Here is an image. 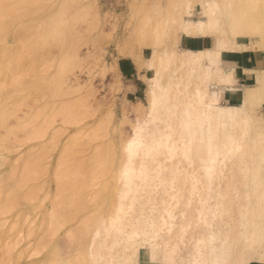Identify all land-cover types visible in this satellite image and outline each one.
Wrapping results in <instances>:
<instances>
[{"label": "rangeland", "instance_id": "1", "mask_svg": "<svg viewBox=\"0 0 264 264\" xmlns=\"http://www.w3.org/2000/svg\"><path fill=\"white\" fill-rule=\"evenodd\" d=\"M44 1L42 2L41 0H36V3L34 4L35 5L34 7L36 9L34 8L33 11V12L36 11V13H33V15L31 16L32 18L28 16V18L25 17L24 19H22L21 23L23 24L21 25L17 24V26L22 29L20 28L18 29L14 22H13L14 24L10 28L11 30H13L14 27H16V30L18 29L17 31H15L14 29L13 31L15 32L10 31V34H12L11 32H13V34L11 35L13 36L16 35V33L18 32L19 33L22 32L23 35L22 30H26L25 32L27 33V30L30 29V27H31L30 30H32V28L34 27L32 31H35L36 33L32 32L33 33L32 35H34V37H36L37 35L38 41L41 39L39 41L41 42V44L38 43V41H36L35 44L36 47L32 46L33 48H36V50L30 47L35 51V52L34 51L30 52L32 54L35 53L34 55L35 57L32 54H29L33 56V57L31 56L32 58H34L32 64L35 65L34 62L37 63L35 67L32 66V69L34 70L35 68L36 71L38 72V75L37 72L33 70H32L33 73H35L37 76L35 75L32 76L31 74L32 72H30L29 75L27 69L30 70V68L29 66L25 65L26 67H28L26 70L28 73L27 76L28 75L30 76L29 82L31 80V77H33L32 85L34 86L33 82L37 84L36 85L37 87L35 86L37 92H35L33 86H31L33 87L32 89L30 85L29 86L27 85L25 88V85L29 83L28 81H25L26 84L24 85V87H22L23 89H26L24 90V93L22 92L23 91L22 88H20L21 86L19 88L22 91L18 89V91L21 92V94L23 93L24 95H26L24 101L23 100L21 101L19 99L20 102H22L23 104L26 103L28 100L27 98H29V95H27L26 93L29 92L28 94H30V91L34 90L33 91L34 93L31 92L32 94H34V97L32 96V94H30V98L31 97L34 98L33 100L35 102H33L32 98H31L32 102L29 100L30 104L32 103L31 104L32 106L30 104L29 106H31L33 109L31 107L29 108L25 107L23 109V107L21 106V109L19 110L23 109L22 112L20 111L19 113H17L19 110H17V112L15 111L17 108H20V106H18L20 105L19 100H17L18 96L19 98L24 96L23 94L22 95L19 94V92L17 91L18 87L14 88L16 87V85L14 86V84L19 85V81L21 79L22 81L24 80L23 77H20V75H19V79L17 78L19 81H17L16 78L11 79V77H16V74L14 76L9 75L10 76V77L8 76L9 79L14 81L12 82L13 87L10 86L8 88V86L11 84L10 83L11 81L10 82L8 81L9 85L5 83L6 85L5 87H7L6 89H12V90L14 89V91L16 90L19 95H17L16 97L12 96L14 98L13 100L12 98L11 99L9 98L10 96L9 94L14 93V91L12 92L11 90V92L9 91L10 93L6 94L7 93L6 91L8 90H4L1 91V93L4 94V92H6L5 94L9 95L7 104L10 100L14 103L18 101L19 104L17 105L14 103H9L10 105L11 104L12 105L14 104L15 106L17 105L16 106L17 108L15 107V110L13 109L14 110L13 111L12 108L14 107L11 106L9 107L10 108L9 109L8 108L9 105H7L4 101L5 98H2L1 100L4 101L3 103L7 105L6 109H9L7 110L9 111V113L7 112L8 116L11 111L13 113L11 112L12 115L9 118H6V120L8 119V121L4 119L3 122L0 119L1 120L0 123L3 122L2 125L0 124L1 125L0 128H2L0 129V143H1V147L4 146L2 148H5L3 150L4 152L2 151V149H0L1 150L0 159L4 158L3 160L1 159L0 161V164L2 165L0 167V172H2V174H0V177L1 175L3 176L4 174L6 175L5 177H7L5 179L7 180L11 179L9 182L11 183V181H13L12 183L14 184L13 176L11 177L9 173L11 168H12L11 170H16V168L19 165L18 163H20L21 167L23 164L25 169L26 168L25 166L27 165L26 162L28 160L29 162L30 161L32 162L33 160L34 164L38 163L37 170L33 169L36 165L33 168H31L32 166L29 164L30 167L29 169H31L29 171L33 172L34 170V172L32 173L33 176H31L30 178L33 177H34L33 179L37 178L35 179L36 181L32 179L34 183L31 182L32 181L31 179L27 178L28 176H30L28 174H30L31 172L29 173V171H27L26 169L28 173L26 174L28 176H26L23 172L24 171L23 167H22L23 170L22 172L23 175H25V179L22 174H21L22 175L21 178H23V181L25 180V182H26V178H27V182L28 180L29 181L31 180L29 183L23 182L22 184L24 183L26 185L29 184V186L37 184L36 186L37 189H33V190L34 191L37 190V192L38 191L39 192L38 193L36 192V194L33 193V195L38 194L37 196L38 198H40L41 201L37 197L35 198L34 196L30 197L29 201L30 199L31 201L35 199L38 203H40V205L39 204L36 205H39L40 208L42 207V209H40L39 211V207H38V209L33 210L34 208L32 207L33 206L35 207L34 204L35 202L33 203L32 201L30 204V202L25 201L28 195L26 196L24 194L27 193L25 191H28L26 190L28 188H26L25 190L24 188H22L24 190L23 191L21 189V186H18V188L20 187L19 190L21 189L23 192L22 193L20 191L22 196L23 195L26 196L24 197L25 199L23 200V202L25 203L28 202L26 203V205L29 204L31 206L32 204H34L32 207L29 206L30 211L32 209L34 212H30L29 210L25 211L29 208L27 206H26L27 209L23 210L22 202H21L22 204L20 203L22 207H19L22 210L19 209L17 206H20L19 202L21 199L19 200L18 198L19 201H17L18 204L15 207L18 212L17 216L19 217L16 218L15 217L16 215L15 216L13 215L14 217L13 216L12 217L14 219H12L11 217H9V215L16 212L15 211L16 209L15 208L13 209L11 207L9 208L8 205L6 208L5 207L6 203L4 202L5 204H3L2 202L4 201L3 196H5L4 197L5 199L9 197V199H7V204L8 201L11 204L12 200L10 199V197L14 198V196L12 197L10 195L13 192H11L10 189L7 190L4 189L8 193V195L6 194V192H4V195H1L3 193L2 190L4 188V185L2 184L3 186L2 188H0V190L2 189L0 191L1 192L0 196L2 197H0V199L1 200L3 199V201L0 200L1 201L0 203H2V205H0V209L2 210L3 208L5 209L9 208L10 212L12 211V209L14 210V212L12 211L10 213L8 211L10 214L6 212V215L4 214L6 216V219L5 218L4 219L8 222L10 221V223L8 222L7 224L3 223L5 221L3 219L1 223L3 227L4 225L6 226L3 228L2 225H0V227H2V229L0 228L1 229L0 234L1 231H3L2 234H4L5 229L7 230V234L6 235L4 234L3 237L0 238V241H2L3 238L4 239L6 238V241L4 240V242L6 243H4L3 241L2 243H0V264H47V263L56 264L64 258H67L69 256L73 257L75 255V249L77 248L76 246L79 239L81 238V240H87L86 238H89L90 236V233L88 232L87 233L89 234V236L88 234L83 233V231L81 233L80 232L81 230L77 231V229H80V227H77L79 226L78 224L82 223L80 222L82 219L81 216H83L84 214L86 215L87 211L89 213V211L91 212L99 207V209L104 210V214H103L104 219H107L109 217L112 210L111 206L114 204V201L116 202V194H117L116 189L121 185V180L120 179L118 180L116 178L113 179L112 175L107 173V170L105 173L104 172L99 173V170H97L98 173H96L97 168H95V164L96 165L100 164L101 162L100 159L103 157V159L105 158L108 159V161L106 160L107 163H105L106 161L103 162L105 164L110 165L111 167L114 166L116 171H119V169L122 167L124 161L122 146L128 139L131 138V136H133L134 126L144 125L145 119L147 117V112L149 110L150 98H149L148 90H149V85L152 83V80L149 77L150 74L153 73V70L149 68L150 59L154 57L156 61L159 56L158 53H161L159 51H161L165 43L172 44L174 42V38L177 36L178 33L177 31L179 28L180 19L182 16L184 17L186 16V6L188 1L189 2L192 1V4L194 3L193 16L195 19L201 17V13H202L201 6L199 4H196L197 0H48L47 3ZM203 1H208L209 3L212 1H216L217 3H219L221 9L219 10L220 12L217 11V17L220 19L222 26L223 27L227 26L228 28L229 27L231 28L233 26L238 32L239 36L243 37L249 34V27L247 25L250 24L252 21L254 22L255 25H258L260 28H262V32L261 30L257 32L251 31L250 36L255 34L256 36H252V37L256 38L258 36L261 37L262 35H264V0H203ZM43 6L45 9L43 8ZM69 6L70 7L72 6L71 7L72 9ZM63 8L65 11L62 10ZM29 18H31L32 21H30L31 19L28 21ZM45 18L46 21L44 25L47 26L49 24L50 26L49 25L48 26L52 27L53 29L56 28V31L59 28L63 27L59 31L60 34L56 35L57 32L54 34L53 33L54 30L47 26V30L48 29L52 30V31L50 30L51 36L53 33V35H56V38L55 36L51 37L49 34L46 36V40L45 39L43 40V38L45 37L44 35L42 37V33L44 30L43 27L44 25L42 24V22L44 23L43 19L45 20ZM47 18H49L48 21ZM8 20H10V18ZM9 23L11 25V21ZM32 24L34 25L37 24V25L34 26ZM61 24H63L64 26L62 25L61 27ZM30 30L28 32H30ZM38 31L39 32L41 31L42 33H38ZM50 31L48 33H50ZM10 34L7 38L8 40L0 43V46H3L0 49L4 50L8 46L10 48V46H12L14 43H17L18 46V41L21 40L20 38H19L20 40L18 39L19 37L18 34H17L18 37L15 36L17 37V39L15 38L16 42L13 39L14 37H11ZM38 34L41 37L38 36ZM25 36L22 39L23 41L25 39ZM48 36L49 38H47ZM26 38L27 39L25 41L29 40V35L26 36ZM21 42L22 41H20V44L22 45L23 43ZM26 44L29 45V43ZM28 45L26 46L28 47ZM256 46H260V44ZM20 47H15V48L12 47V48L15 50L16 48L19 49ZM27 47L26 49H28ZM9 48L5 49L7 52V53L5 52L6 55L9 53V51H11V53L21 51L19 52L20 55L18 53L19 57L21 56V53L23 51H27L29 53L30 50L29 49L22 51L24 47L23 48L21 47V49H19L18 51H14L13 49L9 50ZM44 48H46L48 52L46 51V49L44 50ZM3 53L4 51L2 52V54ZM28 53L25 54V52H23V54H25L27 57H24V55H22L23 59L22 60L20 59L21 63L27 60V59L25 60L24 58L29 57ZM45 53L47 56L48 54L51 55L47 57ZM6 55L0 58H3V60L8 61L10 58L7 59L8 57H6ZM42 55H44V57L46 56L47 58L45 57L44 58L45 60H43ZM35 59L37 61H35ZM40 59L42 60V62ZM46 59L48 62L46 61ZM3 60L0 59V61L2 62ZM29 60L26 62L28 63ZM7 61H4L3 63ZM43 61L45 63L47 62L48 64L45 65ZM25 63L19 64L21 65L20 66L21 69L20 67L18 68L20 69V71L25 70L26 67L22 69L23 67L22 65H24ZM157 63L158 62L156 61L155 66L156 65L157 66L155 68L158 67ZM62 64L64 67L62 66ZM43 65L48 66L44 68L45 70H48L46 71V73H44L45 72L44 69L42 70V68L44 67ZM25 71H22L21 75L22 76L25 75L24 77L26 78ZM40 71H42L43 73H41ZM2 77L5 79L7 75L5 77L2 75ZM2 77L0 79H2ZM8 77L6 78L7 80ZM5 80L3 81L6 82ZM3 84L4 83L2 82V87L4 86ZM23 84L24 83L21 82V85ZM38 87L40 88V90L41 88L44 89L40 91L38 90ZM35 93L38 94L40 93L41 97L38 94L35 95ZM43 93H45L46 96L45 94L43 96ZM15 98H17L16 101ZM1 100L0 102H2ZM0 104L2 106V103ZM5 104H3V106ZM26 104H28V102ZM44 106L45 108L46 107L47 108L45 109ZM42 107L44 108V111L41 110L43 109ZM3 108L4 107L0 109L1 112L0 115L3 112L1 110H4ZM31 110L32 112L34 111V114L38 118L35 120L29 119L31 122H29L28 124V121L25 120L31 118L32 117L31 114L25 116V118L27 119H23V118H24V114L27 115L29 114V112L31 113ZM39 110L41 112L40 115L39 113H37L39 112ZM261 110L259 109L258 112L260 115H261ZM4 111L6 112V110ZM15 113H17L18 115L16 116H18L19 119L21 118L23 121L22 120L19 121L18 118H15L16 116L13 118V114L15 115ZM6 116L7 114H5L3 118H5ZM17 120L19 121L18 123L16 122ZM19 123L23 124L21 128H18L19 126L18 125L17 130L14 129L15 127L14 128L12 127L10 130L9 128L10 126H16ZM159 125H163V124H159ZM7 128H9V132ZM2 130L7 131V133ZM12 130L14 131L12 132ZM14 132L19 134L18 135L13 134L12 137L15 138L16 135V137L18 136L20 139H25L20 141L21 142L20 145H18L17 143L19 142L17 141L18 139L14 141L12 137L11 138L9 137L11 136L10 134ZM23 142H25V144H23ZM15 145L19 148L14 149L16 147ZM28 147L31 148V149L29 148L31 150L29 153H27L28 151L26 150L28 149ZM1 155L2 156L4 155V157H1ZM37 157L38 160L36 159ZM35 159L36 162L38 161L37 163L35 162ZM18 160L20 161L18 162ZM81 160L84 161L81 162ZM98 160H100V162H98ZM2 161L3 164L1 163ZM22 161H24L25 163L24 162L22 163ZM159 161H161V163H163V165L167 167L169 166V164H171V162L167 160L165 156H160ZM80 162L84 163L85 166L86 164L88 165V167H86L87 170L85 172L83 171L84 176H81V178H79L78 176L77 178L79 179L77 178L72 180H70L69 178L65 179L66 182L69 179L71 185L66 183V187L64 185V189H63L61 187L62 180L60 181L61 174L64 176L65 174H67L68 171L69 174H73L76 171H78L77 170L78 166L80 169H82L81 167L82 165L80 164ZM182 163L184 164H179V166L182 169H185L187 173H189L190 170H192L195 172V174L198 177L200 176L199 178L200 180L198 179L199 182H197L198 185L197 187H199L200 189L199 184L202 181V177H201V171L199 169L200 167H198L199 164H193V166H187L185 162ZM13 165L17 167L14 169ZM194 165L196 167H194ZM69 167L71 168L70 170ZM192 167L194 170L190 169ZM18 168L17 170H19ZM195 168L198 169L199 172L196 173ZM235 170H232V173L235 172ZM81 171L82 170H80V172ZM14 172L15 171H13V173ZM165 173L167 174L168 171L166 170ZM199 173L200 175H198ZM229 175L230 174L227 170V167L224 168V177L221 178L222 180L218 179L217 180L218 182L216 181L215 183H213V185L210 188L213 190H208L212 198L210 200L208 199L206 203L207 205L210 206L211 209H213L215 204L218 203V200L214 199L216 195L215 193H217L218 190L224 191L223 189H225L224 187H226L225 185L228 181V177L231 176ZM8 176H10L11 178ZM19 176L17 179H21ZM2 178L4 179V176L1 177L0 179ZM16 185H18V183L17 184L15 183V186ZM217 185L220 189L216 188ZM8 186H9L8 188H10V185ZM12 187H14V185ZM26 187H28V185ZM151 187H152L151 188L152 191L150 192V194L154 199L147 201L145 208L147 211L146 214L149 216V220H153V221H160V216L165 215L163 213V208L170 204L173 205L174 203V201H171L170 195L180 188L181 200L180 203L177 205V207H175L173 210L175 214L174 229L177 228L179 224L180 225L188 224V226L186 227V232L184 234V237L182 238V241H180L179 238L174 240V239H170V235L172 234L168 232H162L161 233L162 237H160L158 241L163 242V244H165L166 242L168 243H172L174 241L178 242L179 256L184 258L189 257L193 251V246L195 244L196 239L207 234V229L201 226V220L198 215V208L200 206L198 197L199 198L202 197L205 191L201 188L200 190H197L195 194L191 195L189 193V185L187 183L172 188L166 186L164 189H162L158 186L157 180L151 184ZM30 190L31 187L29 189V192H31ZM246 191L247 189H245L243 186H240L238 189L240 196H242L241 194H243ZM141 194L144 197L148 196L146 195L145 191H142ZM230 194L231 196H235L234 195L235 191L230 192ZM12 195L16 196L17 194L13 193ZM30 196L32 195L30 194ZM44 197L45 199H43ZM107 197H109V199H107ZM15 199L17 200V197ZM80 201L85 204L84 209L81 208L83 206V203H81ZM110 201H112L113 204ZM107 202H108V207L106 208L105 206H107ZM188 202H189V206H187ZM76 203L81 207H78ZM240 203L241 204L243 203L241 198L239 199L234 198V200L227 203V206L230 208V213L224 214L221 220L220 217L217 218L216 222L222 221V225L225 226L224 229L230 228V226L231 227L234 226V228H236L241 220V216L239 214ZM109 204L110 205L112 204L110 206L111 210H108V208H110ZM75 205L78 208H81V211L77 209ZM227 206L225 207L228 208ZM137 207H139L138 204H136V208ZM18 209L22 211L20 215ZM44 209H46L45 211H47L46 214L48 213L46 216L47 218L45 219L42 217V215L45 217V214H43L45 213L43 212ZM76 209L79 211H76ZM105 209H107L106 212ZM108 211L110 212L108 213ZM17 212L14 214H17ZM27 212L28 214L31 213V215L30 214L28 215ZM41 212L43 213L41 214ZM4 215L3 217H5ZM23 215L24 216L26 215V218L23 217ZM48 215L49 217L51 216L50 217L51 219H49ZM67 215L70 217L72 216L71 217L72 219L70 220L69 217L68 218L69 220L67 219L68 221L66 222L65 218L67 217ZM8 217L11 220L7 219ZM23 218L26 220H24ZM60 218H62L63 222L60 220ZM16 219L19 221L23 220L22 222L25 221V224L24 223L22 224V222H19ZM12 220L17 221V222L14 221L15 223H18L15 224L16 227L21 223V225H19L20 227H17L18 231L15 230V232L17 233H14L15 228L13 229V232L12 230L9 231L7 229V226H9L11 223L13 224ZM44 220H46V222ZM30 221L31 223L32 222L33 223L31 224ZM40 222H43L45 224L40 225L39 224ZM49 223H51V225ZM59 223H61L62 226H60ZM35 224L37 227H34ZM95 224L94 226L100 225V223L96 225ZM11 226L9 227V229H11ZM29 227L30 228L34 227L35 229L29 231L30 230ZM49 227H51L50 228L51 230L49 229L48 231L47 229ZM82 228L85 229L83 224L81 226V229ZM70 229L73 230V232L68 231ZM100 230L103 231L104 227H100ZM11 232L14 234H12ZM30 232L32 234L29 235ZM70 232L74 234L72 235ZM86 235L88 237H86ZM7 237L9 238V241L12 238L14 240V237L17 238L14 241L12 240L13 242L11 241L12 243H14L17 240L16 243H14L15 245L14 244H12L13 246L9 245L8 243L9 241L7 240L8 239ZM102 239H103V234L100 240ZM38 240L40 242H37ZM87 242L88 240L86 241V244ZM3 243L5 244V246ZM138 248H139L138 253H140L150 247L149 244H147V246L146 244H144L143 247L140 246ZM156 257H159V254H157ZM3 258L4 260H2ZM136 262H138V258ZM158 264H162V263L160 262ZM248 264H264V263H261L260 261H258V259H253L249 261Z\"/></svg>", "mask_w": 264, "mask_h": 264}, {"label": "bare ground", "instance_id": "2", "mask_svg": "<svg viewBox=\"0 0 264 264\" xmlns=\"http://www.w3.org/2000/svg\"><path fill=\"white\" fill-rule=\"evenodd\" d=\"M41 1L43 2L44 0H41ZM47 1L48 0H45L44 2L47 3ZM35 3H36V0H0V43L8 40L7 38L10 34V31H13L14 29L15 31H17L20 28L17 26V24L18 25L23 24L21 23L22 19H24L25 17L28 18V16L31 17L33 13H36V11L33 12L35 8L34 7ZM196 4H199L201 6V9H202L201 17L197 19L194 18L193 16L194 15V9H193L194 3L192 4V1L191 2L188 1L187 6H186V16L185 17L182 16L180 19L179 28L177 31L178 33H177V36L174 38V42L172 44L165 43L164 47H162L161 51H159L161 53H158L159 56L156 60L158 62L157 63L158 67L155 68L157 65L155 66L156 61L154 57L150 59L149 61V68L153 70V73H151L149 77L152 80V83L149 85V90H148L149 98H150L149 99V110L147 112V117L145 119L144 125L134 126L133 136H131V138L128 139L122 146V152L124 156L122 167L119 169V171H116L114 166L111 167L110 165L105 164L107 163L108 159L107 158L103 159V157L100 159L101 162L100 160H98L100 164L98 165L95 164V168H97L96 173H98L97 170H99V173L101 172L105 173L107 170V173L111 174L113 179L116 178L118 180L119 179L121 180V185L116 189L117 190L116 202L114 201V204H113L112 203L113 200H112L110 202L113 205L111 204L112 205L111 206L109 204V207L110 206L112 207V210H111V207L108 208V210H111V214L109 215L107 219H104L103 217L104 210L99 209L98 207L91 212L89 211V213L87 211L86 215L84 214L85 216L84 215L81 216L82 219L81 221L80 220L79 221L82 223H79L78 224L79 226H77V227H80V229H77V228L76 229L77 231L81 230L80 231L81 233L82 231L83 233H86V234L90 233V236L88 234L89 238H86L88 240L87 244H86L87 240H81L80 238L79 239L80 242L78 241L77 246H76L77 248L75 249V255L73 257L69 256L67 258H64L56 264H101V263L102 264H158L160 262L162 264H248L249 261L253 259H258V261H260L261 263H264V106L262 105L264 103V69H262L261 72L255 71L253 73V77L255 81L251 85L246 86L245 88H240L236 86L235 68L233 66L232 67L228 66L229 67L228 69H224L222 65L224 59L227 56L235 57L239 50H244V49L248 50L249 47L252 48L253 46L255 47L256 45H259V44L262 45L264 48L263 35L261 37L259 36L256 37L255 41H253L252 36H256V35L254 34L250 36L251 31L257 32L261 30L262 32V28H260L258 25H255L254 22L252 21L250 24L247 25L249 27V34L243 37L239 36L238 32L233 26L231 28L230 27L228 28L227 26L226 27L222 26L220 19L217 17V11L221 9V6L219 3H217L216 1H212L209 3L208 1L197 0ZM196 4H195V7H196ZM62 10L65 11L64 8ZM9 18L10 20H8ZM31 18H29L28 21ZM11 19H13L14 21ZM48 19L49 18H47V21ZM10 21H11V25L9 23ZM30 21H32V19ZM43 21L44 23L42 22V24L44 25L46 18L45 20L43 19ZM13 22L16 24L18 28L17 30H16V27H14L13 30L10 29L11 26L14 24ZM62 25L63 24H61V27ZM47 26L46 25L43 26L44 27L43 33L41 31L40 32L38 31V33H42V37L44 35L45 38H43V40L44 39L46 40L47 35L50 34L51 36L52 30L48 29L49 31L51 30L50 33H48L49 31L47 30ZM49 28H52V27H49ZM62 28H59V29L57 28L58 29L57 31H56V28L55 29L52 28L54 30L53 33L55 34L57 32L56 35L60 34L59 31ZM30 29L27 30V33L25 32L26 30H22L23 35H22V32L20 33L18 32L16 33V35L11 36L13 32L15 31L11 32L12 34H10L11 37H14L13 39L15 40V42H16L17 37L19 36L18 39L20 38L21 40L20 39L19 40L22 41L21 43L23 44H24V41L28 38V37L26 38V36L29 35V40H27L29 42L25 41V44L21 45L20 41H18V46H17V43H14L15 46L13 44L12 46H10V48L9 46L8 47L6 46V47L9 48V50H11L13 49L12 47L14 48L20 47L21 45L22 48L24 47L22 51L29 50V49L32 50V51L29 50V53L27 51H23L25 52V54L27 53L28 55L32 54L30 52H33L34 50H36V48H33V47L35 46L36 41H38V39H37L36 34H35L36 37L32 35L33 34L32 32H35V31H32ZM29 30L30 32H28ZM53 33H52V36H55L56 38V35H53ZM24 36H25V39L23 41L22 39L24 38ZM38 36L40 35L38 34ZM47 38H49V36ZM182 39H184L183 44H187L188 42L190 44H193L195 40L204 39L205 47L202 49L192 50L188 47H185L184 45H181ZM39 41L38 43L41 44V42ZM209 42L211 43V47L208 46ZM26 43H29L30 46ZM26 45H28V47ZM1 47L3 46H0V48ZM21 47L19 49H21ZM26 47L28 49H26ZM30 47H32L34 50ZM5 49L4 50L0 49V53L2 54V52L4 51L3 54L6 55L7 52ZM16 49L15 50L13 49V50L14 51L19 50L18 48ZM45 49L46 48H44V50ZM19 52L21 51L12 52V53L11 51H9V53L11 54L8 53L6 55V57H8L7 59L10 58L8 60L9 64L7 60H3V58H0L1 60H3V62L7 61L5 63L8 64L6 65L2 61H0L2 63V64L0 63V78L2 77V75L4 77L7 75L8 77L9 75L14 76L16 74V77H11V79L12 78L19 79V75H20V77H23L24 81H22L21 78H20L21 79L20 81L17 79V81H19V85L14 84V86L16 85V87L14 88L18 87L17 91L18 89L20 91L23 90L22 92L24 93V90L26 89H23L22 87H24V85L26 84L25 81L29 82L30 72H32L31 73L32 76L38 75V72L34 68L37 63L34 62L35 65L32 64L34 61L33 60L34 58L32 57L35 55V53L32 54L33 56L29 55L28 58L29 59L31 58L30 59L31 61L28 58H24L25 60L27 59L26 61L29 60V62L27 63L26 61H23L21 63L20 61L23 59L22 55H24V57H27V56L23 54L22 52L21 56L19 57L20 55ZM1 54H0V57L2 56L4 57V55L2 54L1 56ZM50 55L51 54H48V56ZM42 56H43V60H45L44 58L47 55L45 57L44 55ZM36 59L35 61H37ZM47 62L46 63L44 62V64L45 65L48 64ZM23 63L25 64L22 65L23 66L22 69H24V67L26 66H29L31 70L30 71L29 69H27L28 67L25 68V70L26 69L28 70V73H29L28 76H27L28 74L27 70L20 71L21 65L19 64H23ZM45 65H43L44 67L42 68V70L45 67H48ZM32 66H34L33 67L34 70L32 69ZM19 67L20 69H18ZM32 70L37 72V75L33 73ZM22 71L26 72V73L23 72L26 74V78L24 77L25 75L24 76L21 75ZM44 71H45L44 73H46V71L48 70L44 69ZM40 72L43 73L42 71ZM7 77H5V79ZM9 77H8V80L7 79L5 80L3 77L2 79H0V100L2 98H5L4 101L6 104L9 98L10 99L12 98L14 100L12 96L16 97L19 94L20 95L23 94V93L21 94V92L19 91H18L19 92L18 94V92L16 90L15 92L14 89L13 90L6 89L7 87H5L6 86L5 83L9 85L8 81L9 82L11 81L10 82L11 84L9 86L7 85L8 88L10 86L13 87L12 82L14 81L9 79ZM32 78L33 77H31V80H30L31 84L30 82L27 83L25 85V88L27 85L28 86L30 85V87L33 86ZM3 80H5L6 82H4ZM2 82L4 83L3 87L5 88L2 87ZM21 82H23L24 84L21 85ZM33 83H34V86H33L34 88L31 87V89L32 88L35 89V86L37 85L35 84V82ZM19 87L22 88V90ZM43 89L41 88V90ZM4 90H8V91H6L7 93L4 92V94H2L1 91H4ZM11 90L12 92L14 91L15 94L14 93L11 94L10 93ZM38 90H40L39 87H38ZM33 91L34 90H31L30 94L34 93ZM25 92H28V91H25ZM35 92H37L36 89H35ZM5 93L6 94L10 93L9 95L11 97L9 95H6ZM28 93H26L27 95H29V98H27L28 96L26 97L28 99V100L26 99L28 104H26L27 103L26 100H25L26 103H24L25 106L22 102H20V100L24 101V98L26 96L23 94L24 97H21L23 99L19 98V96H18V99L15 98V101L16 99L17 100L20 99L19 100L20 105H18L19 104L18 101L14 103L10 100L7 104L9 105L8 108L12 106L14 107L12 108V110L13 109L15 110V107L18 105L20 106V108L16 107L17 109L15 111L17 112V110L21 109V106L23 107V109L25 107H28V108L31 107L32 103L30 104L29 100L31 101L32 97L30 98V94ZM36 94L38 93H35V95ZM44 94L45 93H43V96ZM38 95L40 96V93ZM32 96L34 97V94H32ZM232 97L239 99L240 103L239 104H227V103L223 104L222 103V101L224 102L229 101ZM33 99L34 98H32V100ZM1 101L2 102L0 103H2V106L0 104V109L4 107L3 109L6 110V112L4 110H1L3 111L2 114L4 115L7 114L8 116L9 111L7 110H9L10 108L6 109L7 105L3 103L4 102L3 100ZM33 102L35 101L33 100ZM9 103H14L17 105L16 106L14 104L10 105ZM3 104H5L6 106L5 105L3 106ZM29 104L31 106H29ZM44 108L41 110L44 111ZM259 109L260 110L262 109L261 115L258 113ZM22 110H19L17 113H19L20 111L22 112ZM11 112L9 116L8 117L6 116L5 118H3L4 115L1 114L0 117L2 118L0 119L2 121L4 119L6 120V118H9L12 115ZM17 113H15V115L13 114V118L16 115H18ZM37 113H39L40 115L41 113L40 110ZM30 114L32 116L31 118H28V119L25 118V116H28ZM15 118H18V116H16ZM37 118L38 117H36V115L34 114V111L32 112L31 110V113L29 112V114L27 115L24 114L23 119H27L25 121H28V124H29V122H31L29 119L35 120ZM18 120L21 121L22 119L18 118ZM18 120L16 121L17 123L19 122ZM6 121H8V119ZM3 122H1L0 124L2 125ZM159 124H163V125H159ZM22 125H23L22 123L21 124L19 123L16 126H10V127L7 126V127H9L10 130L12 127L13 128L15 127L14 129L17 130V126L18 128H21ZM9 128H7L8 132H9ZM2 131L7 133V131L5 130H2ZM13 131L14 130H12V132ZM13 134L18 135L19 133L17 134L16 132H14L10 134L11 136L9 137L11 138ZM16 135H15V138L14 137L12 138L14 139V141L18 139L17 141L19 142L17 141L16 142L18 143V145H20L21 143L20 141L25 140V139H20L18 136L17 138ZM23 144H25V142H23ZM2 147L0 143V149H2L3 151L5 148H2ZM16 148H19V147L16 146L14 149ZM29 148L30 147L26 149L28 151L27 153L31 151L30 150L31 148L30 149ZM160 156H165V158L169 160L171 164H169L168 167L163 165V163L159 161ZM1 157H4V155L3 156L1 155ZM36 159L38 160V157ZM36 159H35V162H36ZM19 161L20 160H18V162ZM24 161H27V160H24ZM24 161H22V163ZM83 161L84 160H81V162ZM103 161L104 162L106 161V162L104 163ZM27 162H29V160ZM27 162H26L27 165L25 166L26 167L25 169H24L23 164L21 163L24 171L22 170L20 163H18L20 166L18 164L17 165L18 167H21V168H18L16 166L19 170L21 169L20 171L17 170L15 165H13L14 166L13 168L14 169L16 168L17 171L11 170L12 168L10 169L9 173L11 177L13 176L14 184L12 183L13 181H11V183L9 182L11 179L9 178H8L9 180L5 179L7 177H5L6 175L3 174L4 179L3 178L0 179V188H2V186L4 185L3 190L1 189L3 192L1 195H4V192H6L4 189L6 190L10 189L11 192L17 195L15 196V195H12L13 193H11L10 196L12 197L14 196V198L10 197V199L12 200L11 204L9 201L7 204V199H9L8 196H7L8 198L6 197L7 199L4 198L5 196H3L4 201L3 199L2 200L0 199V200L3 201L2 202L3 204L6 203L5 204L6 208L8 205L9 208L11 207L13 209L14 208L16 209L15 206L18 204L17 201L21 199L19 202L20 206H17L18 208L23 206V210H24V209H27V207L29 206L32 207L35 204L36 208L33 206L32 207L34 208L33 210H36L39 207V211H40L42 207L40 208L39 206L40 203H38L35 199L32 200L33 203L35 202L34 204H32V206L29 204L26 205V203L28 202H30L31 204L32 202L31 199L29 201L30 197L34 196L35 198L36 197L38 198L37 196L38 194L33 195V193L36 194L37 192V190L36 191L33 190V189H37L36 187L37 184L36 185L34 184L35 188H34V185L29 186V184H27L28 187H26L27 185L25 184V183H29L34 178V177L33 178H30V177L33 176L32 173L34 172V170L35 169L37 170L38 161L36 162L37 164H34L33 160H32L33 163L31 161H30L31 163L30 162L27 163ZM81 162L80 164L82 165L81 166L82 169H80L79 166L78 167L76 166L78 171H76L75 173L69 174V171H68L67 174L69 175L65 174L63 176L61 174L60 181L62 180L61 187L63 189H64V185L66 187V183L71 185L70 180L75 179L78 176L79 178H81V176H84V172L87 170L86 167H88V165L86 164L85 166V164ZM182 162H185L187 166H193V164H199L198 167H200L199 169L201 171V177H202V181L200 182L199 185H200V189L202 188L205 191V193L202 195V197L200 198L198 197L199 202H200V206L198 208V215L201 220V226L207 229L206 235H203L202 237H199L198 239H196L195 244L193 246V251L190 254V256L187 258L179 256L178 242H175V241L172 243L164 242L165 244H163V242L158 241V239L162 237L161 236L162 232H168L172 234L170 235V239H174V240L179 238V240L182 241V238L184 237V234L186 232V227L188 226V224L187 225L179 224L177 227L178 229L177 228L174 229L175 214L173 210L175 207H177V205L180 203V200H181L180 188L170 195V199L171 201H174V203L173 205L170 204L163 208V213L165 215L160 216V221L149 220V216L146 214L147 211L145 208L146 202L151 199H154L151 196L150 192L152 191L151 184L155 182L156 180L158 182V186L162 189H164L166 186H168L169 188H172V187H177V186L187 183L189 185V193L191 195L195 194L197 190H200L199 187H197L198 186L197 182H199L198 179L200 178V176L198 177L195 174V172L192 170H190V172L188 171L189 173H187L185 169H182L179 166V164H184ZM1 163L3 164V161ZM29 164L32 166L31 168H33L36 165L33 168L34 169L33 172L29 171L31 170L29 169L30 168ZM1 166L2 165L0 164V167ZM194 167L196 166L194 165ZM226 167L231 176L230 175H229L230 177L227 176L228 181L225 185L226 187H224L225 189H223L222 187L224 191H219V190L218 192L215 191L217 193H215L216 195L214 199L218 200V203L215 204L213 209H211L210 206L207 205L206 203L208 199L210 200L212 198L208 190H213V189H210L213 183H215L218 179H221L222 177H224V168ZM26 169L27 171H29V173L30 172L31 173L28 174ZM70 169L71 168L69 167V170ZM190 169H193V167ZM80 170L82 171L80 172ZM166 170L168 171L167 174L165 173ZM232 170H235V172L232 173ZM13 171L15 172L13 173ZM22 171L24 172L25 175L26 174L30 175V176L26 175L28 176L27 178L31 179L30 181L28 180L27 182V178H26V182L25 180L23 181V178H21V176L23 175ZM17 172L18 174L21 172L19 174L20 176L17 174ZM197 172H199L198 169H196V173ZM0 174H2V172H0ZM25 175H23L24 179H25ZM198 175H200V173ZM3 176L1 175V177ZM18 176L21 179H17ZM67 178H69L70 180L68 179L69 181L67 180L66 182L65 179ZM35 179L33 180L36 181ZM33 180L31 182L34 183ZM23 182L25 183L22 184ZM15 183L16 184L18 183V185L15 186ZM12 184L14 185V187H12L13 186ZM8 185H10V188H8L9 187ZM18 186H21V189L24 188V190L28 188L26 189L28 191H25L27 193L24 194L26 196L27 195L29 196V197L27 196L25 200L28 202L26 203L23 202V200L25 199L24 197L26 196L24 195L22 196L20 191L22 192L23 189L19 190L20 187L18 188ZM240 186H243L245 189H247L246 192L241 194L242 196H240V193L238 192V189ZM30 187H31V190H30L31 192H29ZM15 188H18V189H15ZM216 188H219L218 185ZM142 191H145L146 195L148 196L146 197L142 196L141 194ZM232 191H235V194H234L235 196H231L230 192ZM29 193L32 196H30ZM6 194L8 195L7 192ZM16 197H17V200L15 199ZM234 198H237V199L241 198L243 201V203L242 204L240 203L239 205L240 206L239 214L241 216V220L239 222V225L236 228H234V226L233 227L230 226V228L224 229L225 226L222 225V221L216 222V219L220 217V220H221L224 214L230 213V208L227 206V203L234 200ZM38 199L40 200V198ZM43 199H45V197ZM107 199H109V197H107ZM21 202L25 205H23ZM2 203H0V205H2ZM20 203L22 204V206ZM36 204H39V205H36ZM136 204H138L139 207L136 208ZM84 205L85 204L83 203L82 207L79 205L78 207H81L82 209H84ZM187 206H189V202ZM225 206H227L228 208H226ZM30 207L25 211H28V210L30 211ZM78 207L76 206V208L81 211V208H78ZM105 207L106 208L108 207V202H107V206ZM4 209L5 208H3L2 210L0 209V216H1L0 225H2L1 223L2 220L4 218L6 219V216H5L6 212L7 213L10 212V209L9 210L8 209L4 210ZM13 209L12 211L14 212ZM19 209L18 211L20 215L22 212L21 211L22 209L21 210ZM77 209L76 211H79ZM33 210L31 209L30 212H34ZM45 210L46 209L43 210V212L45 213L41 212V214L42 213L45 214V217L42 215L44 219L47 218L46 216L48 214V213L46 214L47 211ZM15 211L17 212V209ZM106 211L107 209H105V212ZM109 212L110 211H108V213ZM14 213L10 214L9 217H11L12 219H14L13 217L15 215H16L15 216L16 218L19 217L17 216L18 212L17 214H14ZM22 214H25V213H22ZM29 214L31 215V213ZM3 215L5 217H3ZM9 217L7 219L11 220ZM23 217L26 218V215L25 216L23 215ZM50 217L49 219H51ZM69 217L70 216L67 215V217L65 218L66 222L69 219L70 220L72 219L71 218L72 216L70 218ZM60 220L62 221V218H60ZM5 221L3 223L7 224L8 221L6 222ZM14 221H13V224L11 223L9 226H7V229L9 231L12 230L13 232V229L15 228L14 233H17L15 232V230L18 231L17 227H20L19 225H21V223L17 225L16 227L15 224H18V223H15ZM22 221L23 220L19 222H22ZM44 221L46 222V220ZM8 223H10V221ZM23 223L25 224V221L22 222V224ZM42 223L43 222H40L39 224L40 225L45 224V223L43 224ZM95 223L96 224L100 223V225L98 226ZM49 224L51 225V223ZM59 224L60 226H62L61 223ZM80 224L81 226L83 224L85 229L84 228L81 229ZM94 224L96 226H94ZM5 226L6 225H4V227ZM10 226H11V229H9ZM2 227L0 228L2 229ZM34 227H37L36 224L34 225ZM34 227L33 228L31 227L32 229L29 227L30 228L29 231L34 230L35 229ZM100 227H104V230L101 231ZM39 228H42V227H39ZM50 228L51 227H49L47 230L49 231ZM68 231L73 232V230L71 229ZM72 232L70 233L73 235L74 233ZM2 233L3 231H1V234ZM1 234H0L1 236L0 238H2L4 234L5 235L7 234V230L5 229L4 234L2 235ZM30 234L32 233L30 232L29 235ZM102 234H103V239L100 240V238L102 237ZM88 236L86 235V237ZM15 239L17 238L14 237V240ZM4 240L6 241V238L2 239L3 242ZM7 240L9 241V238ZM12 240L13 238L8 242L9 245H12L16 243L17 241L16 240L14 243H12L14 241ZM2 241H0V243H2ZM37 242H40V241L38 240ZM144 244H146V246L147 244H149L150 248L145 249L144 251L138 253L139 252L138 247L140 246L143 247ZM12 250H13V247H12ZM157 254H159V257H156ZM137 258H138V262H136ZM2 260H4V258Z\"/></svg>", "mask_w": 264, "mask_h": 264}, {"label": "crops", "instance_id": "3", "mask_svg": "<svg viewBox=\"0 0 264 264\" xmlns=\"http://www.w3.org/2000/svg\"><path fill=\"white\" fill-rule=\"evenodd\" d=\"M255 39L256 38L253 37V41H255ZM183 43L184 39H182L181 45H184L185 47H188L192 50L202 49L205 47L204 39L195 40L193 44H190L189 42L187 44ZM208 46L211 47L210 42ZM222 65L224 69H228L229 67L233 66L235 68L236 86L240 88H245L246 86L251 85L255 81L253 73L255 71L261 72L262 69H264V48L262 45H260L255 47L253 46L252 48L249 47L248 50H239L235 57L227 56L224 59ZM223 103L239 104L240 101L239 99L232 97L229 101H223ZM262 105L264 106V103Z\"/></svg>", "mask_w": 264, "mask_h": 264}]
</instances>
